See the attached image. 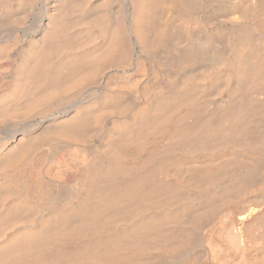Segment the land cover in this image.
I'll return each mask as SVG.
<instances>
[{
  "label": "bare ground",
  "instance_id": "1",
  "mask_svg": "<svg viewBox=\"0 0 264 264\" xmlns=\"http://www.w3.org/2000/svg\"><path fill=\"white\" fill-rule=\"evenodd\" d=\"M261 235L264 0H0V264H264Z\"/></svg>",
  "mask_w": 264,
  "mask_h": 264
},
{
  "label": "rangeland",
  "instance_id": "2",
  "mask_svg": "<svg viewBox=\"0 0 264 264\" xmlns=\"http://www.w3.org/2000/svg\"><path fill=\"white\" fill-rule=\"evenodd\" d=\"M259 236H260V235H259ZM263 236H264V235H261V237H263ZM261 237H259V238H261ZM259 240H260V239H259ZM259 240H258V241H259ZM262 240H264V238L261 239V242H260V243L262 244V247H261V245H260V246L258 245V246H259L258 248L261 249V250H262L263 245H264V243H263L264 241H262ZM232 247H233V246H231V248H230V250H231L230 252H229L228 250L226 251V252H227L226 254H228L229 256L227 255L228 257H227V256H224V257L227 258L226 260L229 259L228 264H241V263H242L241 261L243 260L242 257H240L239 254L236 255V252H235V250H234V251L232 250V249H234V248H232ZM255 249H256V248H255ZM261 250H258V249H257V251H259V252H260ZM263 250H264V248H263ZM252 251H255V250H252ZM252 251H251V252H252ZM257 251H255L256 255H257ZM228 252H229V253H228ZM234 252H235V253H234ZM251 252H250V254H249V255H250L249 258L251 257V254L254 253V252H252V253H251ZM259 252H258V253H259ZM261 252H262V251H261ZM224 253H225V252H224ZM255 253L252 254V257H251L252 259L250 258V261H251V260L254 261ZM262 253H263V252H262ZM262 253H259V254H258V257H256V258H260V259H262L261 257H264V254H262ZM226 254H225V255H226ZM261 254H262V256H260ZM232 255H234V256H233L234 258L232 257L233 259L230 258ZM259 256H260V257H259ZM238 257H239V258H238ZM240 258H241V259H240ZM238 259H239V260H238ZM263 259H264V258H263ZM255 260H256V259H255ZM235 261H236V262H235ZM256 261H258V260H256ZM233 262H234V263H233ZM239 262H240V263H239ZM251 263H252V262H251Z\"/></svg>",
  "mask_w": 264,
  "mask_h": 264
}]
</instances>
